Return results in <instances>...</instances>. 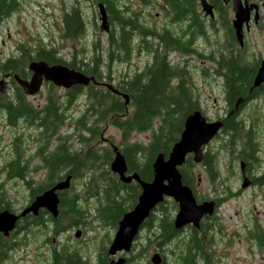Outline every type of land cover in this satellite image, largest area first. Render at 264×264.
Wrapping results in <instances>:
<instances>
[{
  "label": "flooded vegetation",
  "instance_id": "1",
  "mask_svg": "<svg viewBox=\"0 0 264 264\" xmlns=\"http://www.w3.org/2000/svg\"><path fill=\"white\" fill-rule=\"evenodd\" d=\"M32 1L33 0L28 2L27 0H13V5L19 2L20 4L23 3V6L25 5L23 10L30 12ZM78 1L79 3L74 4L72 1L68 2L67 0H61L60 4L55 7L57 8L58 16L54 13V18L57 20L59 31L62 30L60 33L65 37H76L84 33V12L83 10L81 11L80 6L82 5V0ZM94 1L97 2V14L94 20H97L99 30L107 35L106 49L105 45L99 40L105 49V51H100L102 59H108L107 54L110 50L108 36L110 38L111 34L117 39H121L123 33L126 36L129 34L126 43L130 55L127 59L121 61L127 62L134 51H142L143 48L137 43L138 36H135V31H139L142 35L146 36V39L154 38L157 41L156 44L150 41L146 42L144 46L146 51L149 52V50H152L150 43H153L157 50H153L154 53L151 54L150 62L147 61L144 67H139V64L136 65L134 75L143 74L144 71L151 72L154 70V65L158 61L159 56L160 58L165 56L174 68L175 66L180 67L178 59H171L167 53L169 49H174L183 54H196L198 56L207 57V59L210 60V65L208 67V73L206 74V76L209 75L206 77V81L212 85L215 80L214 85H221L224 91L223 98L226 106H224L221 112L210 117L205 114L203 109L202 111L206 118H210V120L222 119L223 121L225 118L229 119L230 122L229 126H227V131L223 132L221 130L222 132L220 131L203 147V159L200 162L192 161L193 165L189 169L190 174L183 175L185 181L190 183L182 182L192 190L197 204L205 201L212 202L214 210L211 214H203L197 225H195L193 221H189L176 228L174 219L179 209L178 203L172 197L164 196L163 201L159 202L149 215L157 219L158 217H163L162 239L164 242L161 248H164V251H169L170 245L176 246L174 249L170 250V253L180 258L181 264H231L230 261H228V258L231 256V250L236 244L244 242L245 246H247V250H253V246L256 247L254 253L260 256L264 261V221H260L257 216V214H262L263 211H249L250 221L241 223L234 221V219H236L237 214L240 217H244L245 212L235 211V213L227 215L225 211H221L222 205L227 202L229 197L242 192L243 189L249 186L257 184L264 186V111L261 112L259 116L255 117L247 115L245 112L246 106L252 101L264 98V92H261L264 91V82L252 88L260 61L264 58V52L261 56H256L254 52L253 55L248 52L247 49L249 45L247 40L248 33L256 28L262 29L264 32V12L262 13V11H264V0H253L259 4L261 13H259V18L254 20V11H252L248 23L242 25L243 45L241 47L237 43L235 32L231 24L234 14L229 1L224 2L223 0H218L224 7L222 12L225 14L222 15L221 12L217 11L218 9L215 2L213 0H208L212 5L211 16L203 12L199 0H145V5L149 6L154 4L159 7L164 16V23H161L160 26L155 23L160 29L142 26L154 30L161 35L145 34L143 28L137 27L138 19L136 13L133 12L126 3L120 1L118 8H116L114 4L118 2V0H114L113 4H111L110 1L108 5L111 8V13L113 14L114 12V14H116V19L119 23L118 33L115 28L110 27L111 13L107 9V4L105 5L98 0H93V2ZM99 3L103 4L106 21L109 26L108 31L100 29ZM14 10H16V5L15 9L12 8L9 10L4 17L12 18L14 15H19L23 11L20 10L13 16L9 15L13 13ZM74 13L79 16L80 22L79 24L72 25L71 18ZM123 22H125L124 29H122ZM176 22L182 23L178 24V28L176 29L178 31L174 30L173 26V29H171L169 25L171 23L176 24ZM219 24L223 28V40H220V38L217 39L216 37V35H218L217 30ZM117 33L118 35H116ZM169 36L178 37L182 41L189 42V48L186 51L176 47L169 48V46H167ZM197 37L205 41L204 43H200L202 47L196 44ZM230 45H232V49L229 48ZM147 46L150 47L147 49ZM208 46H211V50L205 51ZM160 49H163V51L159 52L158 50ZM94 50H99V48H95ZM117 52H120L119 48H117ZM71 55L72 53L65 55L64 58L70 61ZM192 57L194 58V56ZM231 57L239 61V63H237L238 67H244L251 71V83L247 86L245 94L237 96L234 101L229 103L227 100L226 87L228 73L226 72V68L221 69L219 67L218 61L223 58ZM8 59L0 61V80H4L6 83L5 93L3 95L6 101V108L4 107L3 110H0V127L2 129L0 131V192H2L0 193V211L8 210L15 214H21L37 196L43 194L47 189L54 186L55 183L63 181L67 177H71V186V182L76 176L75 166H73L72 163L64 162L58 165L54 160V155L58 153V149L61 147V149L70 156L74 153L80 156V153H84V149L77 150L73 144L68 148H66V144H62L58 147L57 143L52 139V136L56 135V113H59L62 119L64 116L63 108H67L69 104H74L79 96L83 97V101L88 100L86 93L90 86H81L80 90H74L79 86L74 85L70 88H63L56 86L48 80L41 79L36 93L32 95L26 94L16 76L25 81L31 79L33 72L28 68L29 62L27 64L21 62L17 63L16 66L21 69L19 71H12L11 69V71H3L2 69L9 70V68L13 67V62L7 61ZM89 60V58L82 59L81 63L84 64ZM181 61L184 63L183 58ZM52 64L53 63H50L48 65ZM183 67H185V64H183ZM185 69L187 71V67ZM106 77L107 80L105 77H102L100 82L94 84L95 90H105L106 87L104 83L106 82L113 84V79H111L110 76ZM180 80L181 78L179 75H175L171 78L170 82L176 84L180 83ZM120 82H116L117 85L115 86L120 85ZM190 84L194 87L192 82H190ZM54 87L62 88L64 91V94L57 97V99L52 97V89ZM117 89L119 90V88ZM76 91L77 95L71 96L72 92ZM40 95H42V97L38 98ZM86 107H88V105ZM79 111L85 112L86 108L82 109V105L79 104L76 111H73L71 115ZM18 119H21L22 128L29 124L30 128L36 131V134L30 138L31 146L28 149L32 150L33 153L29 156H23L18 145L20 136H24L25 132L16 134L11 128V124H14ZM234 124H239L237 126V131L235 130L236 127ZM47 135L49 136L47 137ZM238 136L242 139V145L239 147L237 144L238 147L234 148V150H236V157H234L233 161H238L239 173L226 174L229 179L236 176V180L240 184V186L239 184L237 185L236 189H233L232 184L224 185V183H222L224 182L221 179L222 175L217 173L218 170L215 167L216 154L210 150V146L215 141L218 142V146L227 143V141L228 144H230L229 140L232 137H235L238 142L240 140ZM88 149L91 150V147ZM209 156L213 157L211 163L208 160ZM36 161L38 163H36ZM186 161L179 167V170L187 165ZM241 162L243 163V172L241 171ZM199 163L202 164L206 171L204 175H201V173L195 174L194 167ZM93 164V162L90 163V165ZM132 173L134 172H132L127 165L126 175H131ZM244 178H247L249 182V185L245 187L242 185ZM204 180H206V184H204ZM9 181L25 182L29 188L23 203L18 207L13 206V199L10 195H6V193H8ZM33 181L39 182L34 190L32 184H30V182ZM132 181L130 183H132ZM121 194L122 192L120 191L111 190H96L90 192L86 190L65 189L57 191L58 207L55 216L45 207H40L36 214L28 212L19 217L14 231L10 232L9 236L4 237L0 233V243H3L2 240L13 238L16 232H20L26 228L29 230L31 227H34L39 230L40 235L41 229L46 228L49 232L38 238V243L36 245V249L40 244L47 248L46 258L39 259L40 264H109L112 260L116 261L120 258H125L124 264H130L133 259L130 253L134 250V243L127 253L117 251L114 255H109L107 252L113 234L118 226V222L121 219L120 215L115 219H111V217L105 218L102 215L105 214V209L107 207L121 203ZM93 196H96L97 201L94 202L96 205L91 207L90 200ZM108 201L110 203H107ZM136 202L137 198L133 205H135ZM128 205H131V203ZM91 210L93 211L91 212ZM162 212L163 214H161ZM97 218L100 220L107 219L110 221V224L116 228L110 229L111 236L109 240H107L108 243L105 241L98 243V249L94 253V256L90 257V252L87 254L85 248L76 246L69 239L76 240L81 237L83 239L86 231L79 227L87 222L94 221L97 223ZM238 224L240 226H238ZM231 225L232 227H230ZM145 227L146 225L144 224L141 230ZM253 230L256 232H253ZM69 231L71 233L68 235ZM77 231L80 232L79 237L76 236ZM62 235L63 237L60 238ZM78 244H80L79 241ZM152 251L157 252L156 247H154ZM241 255L238 258L239 260H248L245 257H241ZM161 256V264H164L166 255L162 253ZM1 258L5 257H0V259ZM148 264H153L150 259Z\"/></svg>",
  "mask_w": 264,
  "mask_h": 264
},
{
  "label": "rangeland",
  "instance_id": "2",
  "mask_svg": "<svg viewBox=\"0 0 264 264\" xmlns=\"http://www.w3.org/2000/svg\"><path fill=\"white\" fill-rule=\"evenodd\" d=\"M28 1L31 0H27V2ZM60 1L61 0H33L31 2L30 12L23 10L25 7V5L23 6V3L20 4L19 2L18 4H15L16 10H14L13 13H10L9 15L13 16L15 13L23 10L21 14L14 15L12 18L3 17L0 22V61L6 60V57L11 54L19 56L22 52H24V50L31 52V54L34 55L36 53V50H38L40 47L54 50L55 55L61 58L63 61H66V59L64 58L65 55L72 53L71 60L67 63L74 64L75 66L84 67V65L81 63V60L89 58L90 60L87 61V63H89L90 66L91 63H98V67L100 69L102 77H105L107 80L106 76H110L111 79H113L114 85L112 84V86L118 91V93H113L107 88L106 90H108L115 96H121L120 98L122 99L123 97L121 93L123 92V89L118 90L117 86H115L117 85L116 82H122L123 80L125 81L131 78L134 75L137 64H139V67H144L147 61L150 62L151 54L154 53L153 50H157L156 46L154 45L157 43V41L154 38L146 39V36L142 35L141 32L135 31V36H138L137 43L143 48L142 51H134L135 53H132V56H130V59L127 62H123L118 59H113L110 61L109 55L108 59H102L100 56V51H105L106 49L107 35L99 30L97 26V20H94V17L97 14V2H93V0H82V5L80 6L81 11L83 10L84 12V33L76 37H65L60 33L62 30L59 31L56 22L57 20L54 18V13H56V15L58 16V11L55 7L60 4ZM67 1H72V3L74 4L79 3L78 0ZM110 1L111 4L114 3V0ZM119 1L122 3H126L128 7L131 8L133 12H135L137 15L138 23L145 27H155L157 29H160L157 25L160 26L161 23H164V16L162 11L154 4H151L149 6L145 5V0H118V2L114 4L116 8H118ZM103 3L105 5L107 4V9L111 13V8L108 5L109 1L106 0ZM176 24L171 23L169 25L171 29H173L174 27V30H176L178 28V24L182 23L176 22ZM118 26L119 23L117 22L116 14L111 13L110 27L115 28V30L119 33ZM118 33L116 35H118ZM217 34V39H224L223 28L220 26V24L217 30ZM99 40H101V43L105 45V49L101 45ZM247 40L249 42V45L247 47L248 52L252 54L254 52L256 56H261L264 52L263 30L259 28L252 30L250 33H248ZM149 41L153 42L154 44L150 43L152 50H149L148 52L146 51L144 46L146 42ZM201 42L204 43L205 41L197 37L196 44L202 47V45L200 44ZM95 48H99V50H94ZM210 50L211 46H208L205 51ZM158 51L162 52L163 49H160ZM89 52H91L92 54ZM167 53L171 59H178L180 68L183 67V64H185V67H187V71H184V76L187 78L188 83L192 82L194 84V87L192 84H190V93L194 97H196L197 103L199 104L201 109L205 111V114L212 117L213 115L221 112L222 109H224V106H226L225 100L223 98L224 91L222 89V86L216 84L214 85L215 80L212 85H210L208 81H206V77L209 76H206V74L208 73L210 60L207 59V57L198 56L196 54H183L182 52L174 49H169ZM192 56H194V58ZM182 58L184 60V63L181 61ZM160 61L161 60L159 56L158 61L154 65L155 68L159 65ZM2 70L11 71L10 68L9 70ZM102 77H100V79ZM100 79L95 78V81L100 82ZM94 83L97 84L96 82ZM4 93L5 91L0 92V110H3L4 107L6 108V101L3 96ZM63 94L64 91L62 88L54 87L52 89V97L54 99H57V97H60ZM41 97L42 95L38 96V98ZM122 101L125 107L124 115H126L132 110V105H129L130 98L128 99L127 103H125L124 99H122ZM79 104L82 105V109L86 108V111L74 112L71 115L73 111H76ZM87 105L88 107H86ZM91 107L92 105H89V100L83 101V97L80 96L77 98V101L74 104L67 105V108L64 107V116L62 117L60 123L57 122L56 135L52 136V139L57 143L58 147L62 144H66V148H68L69 146H71V144H73V146L77 150H86L92 147L94 150L109 148L111 151L112 158L110 160L99 157L94 161L93 165L87 167H77L75 172L76 176L72 180L71 186L68 188V190H86L90 192L96 190L116 191L115 189L105 188L110 187L109 183L111 182V180L108 179L109 176L114 177L115 181L117 180V178L113 176V173L109 168V165L114 157V153L111 150L110 146L111 143H115L120 149L122 148L124 142L121 139V130L111 122V115H109L107 117L109 120L103 121L97 133L94 136H91L89 130H87V127L92 126L93 120L96 118L98 112L94 110L92 111ZM263 111L264 98H259L252 101L245 108L246 114L251 115L252 117L259 116ZM120 114L121 113L114 114L118 118V120L123 118L122 114ZM84 122L86 123L82 127L81 123ZM158 123L159 121L155 119L153 121V126L155 127ZM11 128L16 134L25 132V135L20 136L18 140L21 154L23 156H29L30 154H32V150L28 148L31 146L30 138L31 136L36 134V131L30 128L29 124L22 128L21 119H18L14 124H11ZM154 129H147L145 131L131 134L125 141V144L142 142L148 145L153 140V136L155 134ZM1 130L2 129L0 127V131ZM48 136L49 135H47V137ZM103 138L108 139V141H103ZM210 150H212L214 154H216L215 167L218 170L217 173H220L222 175L221 179L224 181L222 183H224V185L232 184V188L236 189L237 185L239 184L236 180V176L229 179L226 175L230 173H239L238 161H233V151L231 150V148H221L220 146H218L217 141L211 144ZM146 153L148 155V152ZM105 155H107L106 150ZM138 161L140 167H143L147 162V159L143 153H138ZM36 163L38 162L36 161ZM194 170L195 174L201 173V175H204L206 173L201 163L196 165L194 167ZM90 180H92L91 183ZM97 182H102L103 185L98 186ZM37 183L39 182H30V184H32L33 190L37 187ZM206 183V180H204V184ZM242 185L244 187L249 185L247 178H244ZM28 190L29 188L27 187L25 182L9 181V194L6 192L5 193L8 196L10 195V197L13 199V206L18 207L23 203L24 197L27 196ZM117 191L122 192L120 196V199L122 200V207L125 208L128 204H133V198H130L129 192H127L126 190ZM238 194L229 197L227 202L222 205L221 211H225L227 215L233 214L235 213V211L245 212L244 217H240L237 214L236 219H234V221L241 223L250 221L249 211L256 212L262 210L263 213L257 214V216L260 221H264V186H260L259 184L249 186L248 188L243 189V191ZM96 201V196H93V198L90 200L91 207L93 205H96L94 204V202ZM107 203L110 202L108 201ZM92 211L93 210H91V212ZM96 220L98 221L97 223H95L94 221L87 222L79 227L81 229L83 228V230L86 231L83 239L82 237L77 238L76 240H73L71 238L69 239L76 246L85 248V252L87 254L90 252V257L94 256V253L98 249V243L102 241L108 243L107 240H109V237L111 236L110 229L116 228L111 225L110 221L108 220H100L98 218ZM238 226L240 225L238 224ZM230 227H232V225ZM155 229L156 228L149 231L148 228L145 227L141 230L138 240H136V242L134 243V250L130 253L133 256L130 264H148L150 257L154 253H156L152 251L154 247H156V251L160 256L162 253L166 255L164 264H181L180 258H177V256H174V254L170 253V250L174 249L176 246L170 245L169 251H164V248H161L164 241L162 239V242L159 243L160 239L156 238L157 233H155ZM48 232V229L42 228L40 235L38 229L31 227V229L29 230L28 228H26L21 230L20 232H16L13 238H10L9 240H2L3 247H0V257L5 258L0 259V264H40L39 259L46 258L47 248L40 244L36 249V245L38 243V238L42 237ZM253 232L256 231L253 230ZM70 233L71 232L69 231L68 235ZM147 236L152 239L149 241L147 239ZM62 237L63 235L60 238ZM78 241L80 242V244H78ZM246 248L247 246H245L244 242L236 244L231 250V256L228 258V261H230L231 264H264L263 259L254 253L256 247L253 246V250H247ZM240 255L241 257H245L248 260H239L238 258L240 257Z\"/></svg>",
  "mask_w": 264,
  "mask_h": 264
},
{
  "label": "trees",
  "instance_id": "3",
  "mask_svg": "<svg viewBox=\"0 0 264 264\" xmlns=\"http://www.w3.org/2000/svg\"><path fill=\"white\" fill-rule=\"evenodd\" d=\"M99 1L104 2L106 0ZM108 1L110 2V0ZM213 1L217 6V11L221 12L222 15L225 14L224 12H222V9H224L222 3H220L218 0ZM13 4V0H0V22L9 10H11L12 8L15 9V5ZM71 22L72 25L79 24L80 18L76 13L72 14ZM124 26L125 22H123L122 29H124ZM137 27L143 28L145 34H159L154 30H150L148 28L143 27L139 23H137ZM128 35L129 34H127V36ZM127 36L123 33L122 38L117 39L111 34L109 38L110 50L108 52L110 60H125L129 57L130 53L126 43L128 40ZM167 46H169V48H181L182 50L186 51L189 48V42L182 41L178 37L169 36ZM149 47L150 46H147V49ZM117 48L120 49V52H117ZM229 48L232 49V45H230ZM8 57H10V59H8L7 61L13 62V67L10 68L12 71L21 70L18 66H16L19 62L27 64V62L31 60H43L48 64H66L68 67L81 71L88 76H94L96 79H100V77H102L97 62L91 63V66L87 62L83 64L84 67L75 66L74 64L67 63L57 57L54 53V50L45 49L43 47H40L38 50H36V53L34 55H32L31 52L24 50V52L17 56V58H13V56ZM160 60L161 61L159 65L151 72L144 71L143 74L133 75L131 78L125 81L123 80L120 85L117 86V88L123 89V91L127 93L130 98L129 105H132V110L126 115H124L125 107L120 97L111 94L106 89L102 91L95 90V85L92 82H90L89 85L85 86H90V88L87 89L86 96L89 100V105H92V111H98L96 118L93 120L92 126L87 127L89 133L91 134V136H94L97 133L101 123L103 121L109 120L107 117L111 115V122L121 130V139L124 142L121 148V152L125 157L129 169L132 172L137 173L139 177L145 181H150L152 179L153 173L151 165L154 160V157L159 152L163 153L165 156L169 153L172 144L179 138L180 132L183 129V122L186 116L199 108V104L197 103L196 97H194L190 93V82L188 83L187 78L184 76V71L186 70V67L180 68L175 66L174 68L165 56H162ZM237 63H239V61L236 60V58L234 57L223 58L218 61L219 67L221 69L226 68V72L228 73V77L226 79V87L227 100L229 103L234 101L237 96L245 94L247 86L251 83V71L244 67H238ZM175 75H179L181 80L180 83L172 84L170 81L171 78ZM77 86L79 87L74 90H80L81 86L83 85L77 84ZM74 95H77V91L72 92L71 96ZM115 113H121L123 118L118 120V118L114 115ZM56 115L57 122L60 123L62 120L61 115H59V113H56ZM155 119H157L159 123L154 127L153 121ZM229 122L230 121L227 118L223 120V132L227 131V126H229ZM84 125L85 123H81L82 127ZM238 125L239 124L235 125L236 131L238 130ZM147 129H154L155 132L151 143H149L148 145L142 142L125 144V141L131 134L145 131ZM234 142H237V139L235 137H232L229 140L230 144H228L227 141V143L221 144L220 147L223 149L224 147L231 148L234 153V157H236V150H234V148L238 147L237 144L239 145V147H241V137L237 143ZM61 148H59L58 153L54 155V160L57 162L58 165L64 162L72 163L75 168L79 166L87 167L90 166V163H94V161L97 160L99 157L105 158L106 160H110L112 158L111 151L109 148L94 150L91 147V150H84V153H80V156L76 153L70 156ZM105 150L107 152V155H105ZM146 152H148V155ZM138 153H143L147 159V162L144 164L143 167H140L138 163ZM190 157L191 156H187V165L180 168L183 183H190L185 181V179L183 178L184 174H190L189 169L193 165V162ZM208 160L211 163L213 157L209 156ZM113 176L116 177V175L114 174ZM108 179L111 180V182L109 183L110 187L105 189H115L116 191L126 190L130 193V198H133L132 200L134 204L135 199L140 193V186L138 183L132 182L130 184H127L121 182L118 178L115 181L114 177L112 176H109ZM91 182L92 180H90V183ZM97 185L102 186L103 183L97 182ZM133 204L127 205L125 208L122 207L121 203L117 205H111L105 209V214L102 215L105 218L111 217V219H115L119 215L121 217L122 214L127 211L130 207H132ZM161 214H163V212ZM145 221L143 224L146 225L149 231L156 228V238L160 239L159 243H161L163 231V217L161 216L157 219L156 217L151 215L147 218V221ZM138 238L139 237H137V240ZM147 239L150 241L152 238L147 236ZM0 247H3V243H0Z\"/></svg>",
  "mask_w": 264,
  "mask_h": 264
},
{
  "label": "water",
  "instance_id": "4",
  "mask_svg": "<svg viewBox=\"0 0 264 264\" xmlns=\"http://www.w3.org/2000/svg\"><path fill=\"white\" fill-rule=\"evenodd\" d=\"M203 12L212 16V5L208 0H199ZM227 2L229 0H223ZM232 11L234 17L231 21L235 32V37L240 46L243 45L242 25L247 24L250 19V13L254 10V19L259 17V6L257 3L248 0H231ZM100 13V29L109 30L106 21L103 4L98 6ZM28 68L33 72L29 81L21 80L17 76L19 84L22 85L25 92L33 94L39 88L41 79L49 80L54 84L62 87H70L73 85H87L90 82H96L93 76L68 67L67 65L55 63L48 65L43 60H32L29 62ZM264 82V59L260 61V65L255 74L252 88L259 86ZM106 88L113 93L118 91L109 83H104ZM6 83L0 80V92L5 91ZM125 103L128 102V94L121 93ZM223 127L222 120L208 121L199 109L189 113L184 122L183 129L180 132L178 140H176L167 157L163 153L156 155L152 162L153 177L150 181L142 180L136 173L126 175L127 163L123 153L115 144H112L114 157L110 163V169L113 173L119 175L124 183L135 180L141 188L137 197L136 204L128 211L123 213L118 222V228L115 231L112 241L108 248V254L114 255L117 251L128 252L135 237L139 233V229L143 222L149 217L151 210L162 202L164 196L172 197L179 206L178 212L174 219L175 227L178 228L186 222L193 221L197 225L203 214H211L214 210L212 202L196 203L192 190L182 184L179 166H181L188 154H192V159L199 162L203 159V146L219 133ZM241 170L243 172V163L241 162ZM70 178L57 182L54 186L46 190L42 195L38 196L30 206L25 208L21 214H15L8 210L0 211V233L4 236L16 226V222L20 216L28 212L36 213L40 207H46L54 216L57 214V191L67 189L70 186ZM76 236H80V232H76ZM150 261L153 264H161L162 257L155 253L151 256ZM125 258L117 261L112 260L109 264H123Z\"/></svg>",
  "mask_w": 264,
  "mask_h": 264
}]
</instances>
